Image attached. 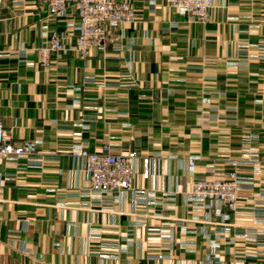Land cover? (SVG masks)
I'll return each mask as SVG.
<instances>
[{
  "label": "crops",
  "instance_id": "crops-1",
  "mask_svg": "<svg viewBox=\"0 0 264 264\" xmlns=\"http://www.w3.org/2000/svg\"><path fill=\"white\" fill-rule=\"evenodd\" d=\"M127 1L136 21L109 27L104 46L82 57L70 6L48 16L39 0H0V122L15 143L35 140V157L47 159L24 167V159L0 158V264H258L234 253L253 249L236 232L263 226L250 210L222 207L228 231L208 239L221 218L186 192L194 175L226 169L243 147L264 165V0H212L205 22L165 0ZM44 30L68 33L49 69L37 49ZM250 133L258 139L247 141ZM79 143L136 150L152 160L149 174L139 159L130 188L103 203L88 194L70 151ZM254 178L264 181V170Z\"/></svg>",
  "mask_w": 264,
  "mask_h": 264
},
{
  "label": "built area",
  "instance_id": "built-area-1",
  "mask_svg": "<svg viewBox=\"0 0 264 264\" xmlns=\"http://www.w3.org/2000/svg\"><path fill=\"white\" fill-rule=\"evenodd\" d=\"M46 8L48 16H62L66 14L70 6L77 14V20L71 29L75 32L74 50L82 57L86 56L93 47H103L109 27H116L121 23L132 24L136 21V12L133 5L127 0H39ZM150 4L154 0H149ZM165 4L178 10L180 14L197 18L205 22L209 18L212 0H165ZM44 40L38 49L39 62L49 69L52 64V55L65 50L64 41L68 33L57 30H44ZM264 47V42L258 43ZM114 49H120L121 43L113 42ZM27 49L21 46L20 54L25 55ZM92 79H88L91 81ZM87 123H82L85 126ZM258 135L250 133L246 140H257ZM72 155L78 159L89 180L88 194L98 196L103 203H109L110 194L121 195L125 189L130 188L131 178L136 171L138 160L143 165L142 176L146 178L149 174L148 165L152 162L147 156H139L133 149H122L110 144H102L100 149L88 151L83 143L75 144L71 148ZM37 142L35 140H23L15 143L9 130L5 129L0 122V158L24 159V167H38L47 159L35 157ZM196 155H190L185 160L186 169L190 174L195 173ZM259 156L254 154L249 147L242 148L240 158H229L225 160L227 169H216L207 166L202 174L194 175L189 190L186 192L187 199L197 208L213 210L215 215L221 218V224L206 233L211 236L224 238L228 228L224 222L227 215L222 213V207L232 212H239L242 208H248L252 213L254 222L260 225L245 226L236 232V235L250 240L253 244L251 252L236 250L237 259L244 260L252 258L258 260V264H264V181L258 182L254 178L264 170ZM244 166H247L244 168ZM259 183V184H258ZM259 185L258 189L255 187ZM245 192L251 199V203L244 205ZM250 194V195H249ZM246 196V197H247ZM114 199V198H112ZM204 221H209L205 212ZM182 225V222H175ZM151 232L160 230L152 229ZM213 249L219 247L218 242H213ZM235 243V242H233ZM148 258L161 257V254L146 255ZM207 264H220L218 259H206ZM51 264V263H44Z\"/></svg>",
  "mask_w": 264,
  "mask_h": 264
},
{
  "label": "rangeland",
  "instance_id": "rangeland-1",
  "mask_svg": "<svg viewBox=\"0 0 264 264\" xmlns=\"http://www.w3.org/2000/svg\"><path fill=\"white\" fill-rule=\"evenodd\" d=\"M241 154H242V149H241ZM227 169V168H226Z\"/></svg>",
  "mask_w": 264,
  "mask_h": 264
}]
</instances>
